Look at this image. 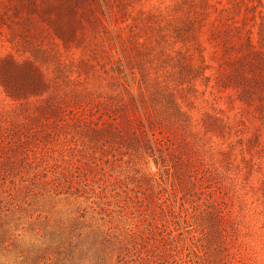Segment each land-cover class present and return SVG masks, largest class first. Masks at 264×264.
<instances>
[{
  "label": "rangeland",
  "instance_id": "rangeland-1",
  "mask_svg": "<svg viewBox=\"0 0 264 264\" xmlns=\"http://www.w3.org/2000/svg\"><path fill=\"white\" fill-rule=\"evenodd\" d=\"M22 222V264H264V0H0Z\"/></svg>",
  "mask_w": 264,
  "mask_h": 264
},
{
  "label": "clouds",
  "instance_id": "clouds-1",
  "mask_svg": "<svg viewBox=\"0 0 264 264\" xmlns=\"http://www.w3.org/2000/svg\"><path fill=\"white\" fill-rule=\"evenodd\" d=\"M29 222H22L9 230L10 239L15 248H0V264H22L23 256L30 250L44 247L46 244L42 234L37 231L28 230Z\"/></svg>",
  "mask_w": 264,
  "mask_h": 264
}]
</instances>
